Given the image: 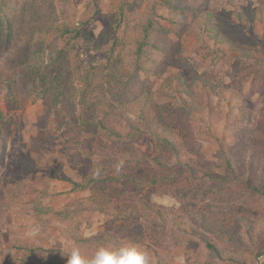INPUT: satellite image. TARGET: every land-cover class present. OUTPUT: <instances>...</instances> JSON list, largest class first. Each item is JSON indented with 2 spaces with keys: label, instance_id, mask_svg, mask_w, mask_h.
Segmentation results:
<instances>
[{
  "label": "rangeland",
  "instance_id": "374dc122",
  "mask_svg": "<svg viewBox=\"0 0 264 264\" xmlns=\"http://www.w3.org/2000/svg\"><path fill=\"white\" fill-rule=\"evenodd\" d=\"M12 1L14 27L0 38V112L4 117L0 126V264H65L73 245L91 256L105 240L139 243L148 251L150 264H216L197 239L211 238L221 244L225 227L229 238L239 237L231 216L245 214L242 207L264 229V179L256 181L263 183L256 199L240 207L236 190L212 186L206 178L208 172H218L216 163L224 150L247 141L246 133L236 134L246 128L244 115L250 116L252 127H264V0H209L206 9L200 7L202 13L191 16L182 39L172 33L175 26L167 21V9L154 11L159 0H141L142 6L134 5L122 16L125 3L137 0ZM243 13L247 23L238 22V14ZM206 15L222 28L224 18L231 15L233 22L222 33L246 48L251 54L247 62L230 44H216L210 32L202 31ZM154 19L161 31L151 36V55L156 57L158 49L169 46L166 39L170 38L177 42L179 55L188 60L183 72L190 81L193 68L214 87L201 89L198 101L203 106L197 108L204 114L201 120L209 139L188 142L179 159L160 148L150 127L138 117L147 95L151 102L147 109L152 113L156 105L169 110L177 105L167 93L170 75L180 70L177 61L152 59L146 66L150 76L139 70L133 76L134 48ZM115 40L117 52L111 60ZM30 68L53 76L65 73V94L59 85L45 91L40 79L30 83L25 78ZM254 77L259 80L256 86ZM72 115L77 121L70 122ZM194 120L190 118L187 126L196 136ZM256 138L260 140L253 168L260 172L264 134L256 133ZM196 150L199 156L193 155ZM244 153L240 150L239 159L248 166ZM153 160L171 165L165 175L184 172L179 195L169 186L140 187L138 183H150L155 175ZM121 161L123 167L117 173ZM193 169L204 180L199 188ZM240 170L246 178L248 171ZM248 177H254L252 172ZM71 182L86 188L75 190ZM144 203L161 207L164 219ZM199 224L206 229H197V239L181 231ZM242 252H227L225 258L244 264L263 262L258 236Z\"/></svg>",
  "mask_w": 264,
  "mask_h": 264
},
{
  "label": "trees",
  "instance_id": "16d2710c",
  "mask_svg": "<svg viewBox=\"0 0 264 264\" xmlns=\"http://www.w3.org/2000/svg\"><path fill=\"white\" fill-rule=\"evenodd\" d=\"M142 4L143 2L141 0H137L132 4L126 2L125 6L127 7L125 9H121V16L125 10L133 9L135 7L134 5L142 6ZM208 5L209 0H192L190 3H188L187 0H159V4L154 7V11L157 10L158 7L166 8L169 12V18L167 19V21H169L171 25L175 26V29L172 31V33L176 34L180 39H182L183 34L190 27L189 19L191 18V16L202 13L203 11L201 10V8H203L204 10L208 7ZM12 8L14 9L12 0H0V38H2L3 36H8L12 31V28L14 27V24H12ZM245 14L246 13L238 14V19H240L238 22L247 23V20L244 19ZM230 17L231 15L228 18H224L226 22L224 23L222 28L218 23H216V20H213L210 16L206 15L204 17L202 31L210 32L214 37L213 40L215 39L216 44H230L233 50L238 51L241 54V61L247 62L251 54L246 50V48H244L242 45H237L238 43L236 41H232L229 35L222 33V29L226 30L227 24H231L233 22ZM88 23H90V21ZM88 23L86 22L85 25H88ZM159 31H161V26L159 25V23L156 22L155 19L153 20V22L149 20L147 27L141 33V38L138 46L134 48L135 51L133 53V57L136 64L133 68V76L135 77L138 74V70L140 71L139 73L143 72L150 76V72H148L146 66L148 62H151L152 59L158 60L159 58H162L166 62H169V64L177 61L178 64H176V66L180 70L178 73H173L170 75L169 81H171V83L168 85L167 92L171 95L172 98L175 99V101H177V105L171 107L170 110L169 107L166 108L156 105V111L152 113L151 110L147 109V106L149 108V106L151 105L149 96L147 95V99L145 100V102L143 101V111L139 114L138 117L141 121H143L150 127V132L153 138H155V140L160 142L161 144L160 148H162V150H165L166 153H169V155H175L176 158L179 159L180 157H182V154H184L181 152L182 146H186L188 142L195 139L199 140L200 142H205L209 139L208 127L201 120V117H203L204 114L203 112H198L197 108L203 106L198 101L201 89L204 87L213 89L214 87L208 81H202V77L199 76L196 70L193 68L192 71L194 73V76L190 81V77L183 72L184 69L188 68V60L179 55V51L175 48L177 42H171L169 40L170 38L166 39V42L169 43V46H164L165 48L159 47L160 49H158L156 57L154 55H151V53L149 52V48L151 47V36L156 35ZM79 38L80 33L76 32L75 39ZM115 42L116 40L114 41L110 52L111 60L116 57L117 44H115ZM153 62H155L154 64L156 65V61ZM240 71H242V69ZM159 75L162 74L160 73ZM25 78H27V80L33 85H35L37 79H40V83L45 91H49L50 89H52V87H57L56 85H59L57 88L59 89L60 93L65 94V90L63 88V79L66 78L65 73L53 76L46 73L45 71L37 70L35 68H32L31 70L30 68L26 71ZM246 79L248 78L246 77L244 80ZM88 80L89 77L87 76L86 81L88 82ZM258 81L259 80L254 77L253 85H258ZM140 87L143 88V86ZM137 89H139V87ZM1 115L2 113L0 112V126L4 125V117H2ZM71 117L72 119L70 120V122H72V120L77 121L78 119L75 118L74 115H72ZM190 118L192 120L195 119L194 123L197 126L194 128L197 130L196 136H193L190 131L192 127L187 126ZM244 119L247 123L246 128L236 131V134L241 132L246 133L247 135L245 138L247 139V141L242 142L241 146L240 144H238V142H236L231 148L224 150L222 152L221 161H218V163H216V168H219L218 172H208L206 174V178L208 182L212 183V186H218L220 188H233L234 190H236L235 193L238 194V197L236 198V200H238L236 206L240 204V207L243 205L249 206V201L251 199H256V195H259V192L261 191V188L263 186V183H257L256 181L264 179V167L260 170V172L257 168H253L254 153L258 148L256 147L257 141L260 140L256 138V133L262 132L264 134V127L262 129H259L258 126L252 127V121L249 115H244ZM169 121L172 122V125L169 123ZM240 150H243L245 152L244 157H247L246 159H248V166L246 160H242V158L241 160L239 159ZM192 153L194 156L200 155L197 150L192 151ZM166 157L167 156L163 157L164 160ZM153 162L155 163V175L152 181L150 183H147L146 181L144 183L140 182L138 183L140 187L158 188L159 186H169L173 194L179 195L182 192V188H184L183 186H181L184 180V172L177 171L175 173L170 171L165 175L166 170L169 169V166L171 168V165L158 160H153ZM240 168H245L246 171H248V175L250 172H252V176L254 177H248L247 175V177L244 178L241 174ZM191 172L193 175V179H196L195 187H201L204 184L201 172H196L194 169L193 171L191 170ZM214 175L216 177H214ZM60 177L61 180L68 181L63 178V176ZM197 180H199V182H197ZM71 183L75 190L77 188H86V186L82 184H78L76 182ZM247 189H249L250 192H247ZM261 194H264V191ZM193 195V199L195 200L196 194L194 193ZM144 205H146V208L148 210L154 208L158 211V215L162 214L161 207L147 203H144ZM240 209L245 214H236L235 217L231 216L233 217L231 220L238 224L237 229L239 232V237L229 238L230 232H228V228L225 227L224 234H222L221 231L220 234L217 235L220 236L222 234L223 241H221V244L211 238L197 239V236L199 235L197 229H201L202 231L206 229L205 226H201L200 224L195 228H189L190 231L186 228L181 231H183V234H187L189 236L195 237V239H197L198 241H202L205 245V248L209 250L210 257H212L213 263L244 264L243 262L241 263L233 257H228L226 259L225 257L227 255V252H229L228 254H243L242 251H245L248 247V244L253 242L257 236L260 247L263 243L264 249V229L259 228V222H257V220L250 216L251 212L248 211V208L242 207ZM256 214L257 212L256 210H254L253 215ZM259 217H262L260 213ZM159 218L164 219L163 214L159 216ZM261 258H263V262L261 264H264V254L261 255ZM50 264L55 263L51 262Z\"/></svg>",
  "mask_w": 264,
  "mask_h": 264
},
{
  "label": "clouds",
  "instance_id": "9594fccd",
  "mask_svg": "<svg viewBox=\"0 0 264 264\" xmlns=\"http://www.w3.org/2000/svg\"><path fill=\"white\" fill-rule=\"evenodd\" d=\"M123 167L121 161L116 166L119 173ZM95 175H100L97 169ZM63 255V254H62ZM67 264H149V253L139 243L132 240H111L100 242L91 256H85L78 245H73L66 254Z\"/></svg>",
  "mask_w": 264,
  "mask_h": 264
}]
</instances>
